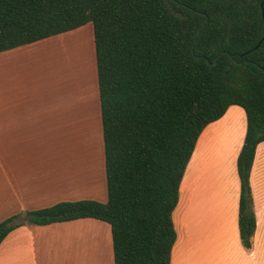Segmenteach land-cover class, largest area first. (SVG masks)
Segmentation results:
<instances>
[{
  "label": "trees",
  "instance_id": "1",
  "mask_svg": "<svg viewBox=\"0 0 264 264\" xmlns=\"http://www.w3.org/2000/svg\"><path fill=\"white\" fill-rule=\"evenodd\" d=\"M87 23L106 201H61L27 211L26 222L9 216L0 243L25 223L95 218L110 226L114 264H170L173 213L198 138L238 106L245 133L237 221L249 249L256 228L249 178L264 141V0H0V52Z\"/></svg>",
  "mask_w": 264,
  "mask_h": 264
},
{
  "label": "crops",
  "instance_id": "2",
  "mask_svg": "<svg viewBox=\"0 0 264 264\" xmlns=\"http://www.w3.org/2000/svg\"><path fill=\"white\" fill-rule=\"evenodd\" d=\"M71 31L0 52V221L18 214V220L26 222L27 211L61 201L93 199L70 185L61 166L47 161L48 150L50 156L57 157L53 142L62 140L65 134L69 139L73 124L77 129L80 126L77 101L72 102L68 96L69 85L62 82L58 89L59 85L51 83L50 91H46L45 84L42 90L41 78L34 81L35 76H29L25 69L29 52ZM62 96L68 101L54 99ZM99 107L97 104L96 113L101 118ZM244 133L245 115L238 106L229 107L201 132L180 184V202L173 214L176 241L170 264H264V141L256 147L249 178L256 217L252 246L243 247L239 238L236 159ZM77 151L73 152L81 153ZM214 155L218 158L211 160ZM210 165L214 166L207 167ZM188 205H196V213L190 218ZM182 206L187 213L184 216L183 210L184 219L180 215ZM104 234V259L95 263L114 264L111 230L106 222L81 218L47 225L25 223L0 243V264H60L61 252L65 251L69 257L72 251L80 255L83 262L90 243L94 261L92 239L102 241ZM65 240L71 249L60 245Z\"/></svg>",
  "mask_w": 264,
  "mask_h": 264
},
{
  "label": "rangeland",
  "instance_id": "3",
  "mask_svg": "<svg viewBox=\"0 0 264 264\" xmlns=\"http://www.w3.org/2000/svg\"><path fill=\"white\" fill-rule=\"evenodd\" d=\"M80 28L82 29L73 30L63 37L39 44L36 52H29L27 55L26 60L29 62V66L25 67V69L29 76H35L34 81H36L37 77L41 78L42 90L46 87L45 84H47L46 91H50L48 87L51 83L59 85L58 89H61L62 82L69 85L67 89L68 96L72 97V102L77 101L78 107L76 111L80 126L77 129L73 124L69 139H67V134H65L62 140L57 139L53 142L57 157L50 156L49 152L51 150H48L47 161L63 168V176L70 179V185L73 188L80 191V193L87 192L86 195H90L87 198L101 201L106 198V187L101 118L96 113V105L98 104L99 107V100L98 92L96 91L93 29L91 23H87ZM76 62H78L77 71H75ZM56 79L57 81L55 82ZM34 81L32 85L35 84ZM75 95H77V99ZM54 99L62 100L63 103L66 98L62 96ZM66 101L68 100L66 99ZM73 110L75 113V108ZM76 150L81 153H74L73 151ZM215 158L218 157L214 155L211 160ZM188 208L187 213L190 218L193 213H196V205H190V207L188 205ZM183 209L184 207L182 206L181 214L180 209L178 211L181 216H183ZM181 230L182 226L181 228L179 226V234H181ZM92 241L94 244V261L91 257L90 243L86 252V261L81 262L80 255L73 254V251L70 252L69 257L65 251L61 252L60 264H99L98 262L95 263V261L104 259V247L107 244V236L104 234L102 241H99L96 237ZM68 244L65 240L60 245L65 250L69 249V247L71 249V245Z\"/></svg>",
  "mask_w": 264,
  "mask_h": 264
},
{
  "label": "bare ground",
  "instance_id": "4",
  "mask_svg": "<svg viewBox=\"0 0 264 264\" xmlns=\"http://www.w3.org/2000/svg\"><path fill=\"white\" fill-rule=\"evenodd\" d=\"M189 168H190V167H189ZM185 180H186V179H185ZM185 180H184V181H185ZM183 184H184V186H186V184H185L184 182H183ZM183 188H184V187H183ZM187 188H188V187H187ZM186 190H187V189H186ZM181 191H182V190H181ZM185 192H186V191H185ZM181 193H182V192H181ZM182 200H183V199H182ZM182 202H183V201H182ZM181 204H182V203H181ZM178 207H179V206H178ZM183 210H184V209H183ZM176 213H177V212H176ZM185 214H187V213H186V211L184 210V216H185ZM182 215H183V214H182ZM177 216H178V215H177ZM181 217H183V216H181ZM176 218H177V217H176ZM177 219H178V218H177ZM182 219H184V217H183ZM181 222H182V221H181ZM180 225H181V223H180ZM180 225H179V226H180ZM181 226H182V225H181Z\"/></svg>",
  "mask_w": 264,
  "mask_h": 264
},
{
  "label": "water",
  "instance_id": "5",
  "mask_svg": "<svg viewBox=\"0 0 264 264\" xmlns=\"http://www.w3.org/2000/svg\"><path fill=\"white\" fill-rule=\"evenodd\" d=\"M205 20H206V18H205ZM205 20H204V21H205ZM192 51H193V48H192ZM196 57H197V58H202V56H196Z\"/></svg>",
  "mask_w": 264,
  "mask_h": 264
}]
</instances>
